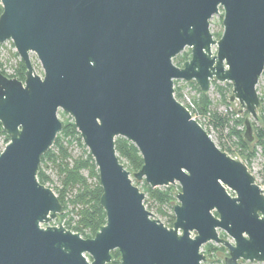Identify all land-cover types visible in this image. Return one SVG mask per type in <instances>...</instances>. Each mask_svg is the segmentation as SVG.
I'll use <instances>...</instances> for the list:
<instances>
[{
    "label": "water",
    "instance_id": "95a60500",
    "mask_svg": "<svg viewBox=\"0 0 264 264\" xmlns=\"http://www.w3.org/2000/svg\"><path fill=\"white\" fill-rule=\"evenodd\" d=\"M0 44L10 41L24 80L0 73V264H203L206 244L223 264H264V192L247 166L219 150L174 98V81L229 83L245 113L242 138L255 140L264 70V0H0ZM222 14V33L209 30ZM215 46V54L211 47ZM190 49L182 67L172 60ZM30 54L40 64L33 69ZM73 121L93 159L105 224L83 239L47 225L63 211L55 188L38 182L41 157ZM142 166L120 162L115 139ZM178 184L168 228L144 192ZM53 190V191H52ZM43 225H47L42 227ZM219 232L226 238H221Z\"/></svg>",
    "mask_w": 264,
    "mask_h": 264
},
{
    "label": "trees",
    "instance_id": "16d2710c",
    "mask_svg": "<svg viewBox=\"0 0 264 264\" xmlns=\"http://www.w3.org/2000/svg\"><path fill=\"white\" fill-rule=\"evenodd\" d=\"M2 8L0 6V14ZM221 34L218 32L214 35L215 38H219ZM14 58H18L16 53L12 54ZM190 52L183 55L182 58L177 62V67H182L184 62L189 60ZM25 68L20 62L17 61L16 69L12 75H7L0 68V73L8 78H13L18 81L24 80ZM264 77V70L262 75ZM190 86V88L196 93L195 97L192 98L193 109L188 108L192 116L196 114L208 115L209 122L215 130L220 132L222 135L223 130L231 122L233 127L228 134V138L234 137L236 149L233 151L230 147L220 144L217 146L220 151L225 152L229 156L238 155L246 161V166L249 169L247 160L253 157L255 150L250 149V144H247L242 138V130H236L239 126L242 128L243 120L236 117V114L229 111L227 114L222 115L217 112L211 111L210 107L212 102L208 94L201 93L195 83H185L183 81H174V98L182 103V88L177 86L178 84ZM216 93L220 98V102L227 109L230 107L228 101L231 93L230 84L221 87L215 83ZM260 100V113L258 115V126L253 125L254 138L257 141L255 147L259 146L262 148L264 153V94L259 96ZM244 113V117H245ZM253 124V123H252ZM0 134L5 138L6 143L9 139L5 135L0 125ZM75 143L81 151V155L77 158H71L68 152V146ZM115 150L117 156L121 161L123 158L126 161L124 168L130 173L137 172L142 166V159L137 149L128 141L122 138L115 139ZM57 164V169L61 177L60 183L61 188L55 189L53 192L62 205L63 211L57 216L56 220L59 219L58 223H64L63 227L71 232L77 233L83 239L93 238L99 227L105 224V213L99 205V198L102 190L98 181V174L94 165L93 159L89 155L87 149L82 144L79 133L76 131L73 121L71 118L62 122V130L56 136V139L52 147L41 157L39 170L37 173L38 182L42 185H46L49 182V178L44 173V167L48 164ZM123 164V163H122ZM83 172L87 173V177L83 175ZM91 180V182H90ZM137 187V183H134ZM172 188H155L151 189L144 182L142 184V191L147 196L149 202L156 206L159 215L166 217L168 221L167 227H172L174 222V216L172 213V201L175 200V194L171 190ZM73 192L70 198H67V194ZM145 202V201H144ZM145 205V203H144ZM68 206H71V210L68 211ZM164 209H169L170 215L168 216ZM73 214V216H70ZM75 217V218H74ZM220 237H225L223 233H220ZM225 252L222 247H216L212 244L204 246V256L206 258L212 257L216 252ZM112 261L111 264L119 263V254L114 251L111 253ZM116 256V259L113 258Z\"/></svg>",
    "mask_w": 264,
    "mask_h": 264
},
{
    "label": "rangeland",
    "instance_id": "374dc122",
    "mask_svg": "<svg viewBox=\"0 0 264 264\" xmlns=\"http://www.w3.org/2000/svg\"><path fill=\"white\" fill-rule=\"evenodd\" d=\"M221 22H222V14H220L218 16H216V15L213 16L209 22V24H210L209 30H210V32H211V34L215 40H217L218 38H215L214 35L218 32L220 34L222 33ZM211 51L213 54H215L216 47L212 46ZM188 52H190V49L185 48L184 51L181 52L179 55H177L172 61L177 63L182 58V56L187 54ZM13 53H15V51H14L13 45L10 41L5 42L4 44H0V68L7 75L13 74V72L17 66V61L19 60V58L13 57V55H12ZM30 60H31L34 72L38 76H42L40 64H39V62H38V60L34 54H30ZM213 83H215V82H212V84L210 85V90L208 92L209 98L212 102V105L210 107L211 111L217 112L218 114H222V115H225V114H227V112L231 111V112L236 114V117H239L243 120L244 119V113L243 112L239 113L240 108H239V105L236 101L234 103H230V107L228 109L224 105L221 104L220 98H219L218 94L216 93L215 86L213 85ZM215 84H217L221 87H224V86H226V84H229V83H221V84L215 83ZM177 86H180L182 88V93L186 94L187 98H189L190 100H192V98L195 97L196 93L190 88V86H185V85H182L181 83L178 84ZM256 87L259 90V96L264 94V77L263 76H261L259 78V81H258V84ZM230 91H231V88H230ZM259 113H260V110H258V115H259ZM57 114H58V117H59L61 123L70 118L67 114H65L61 110H59L57 112ZM194 119L206 131V133L210 136L211 140L213 141V143L216 146H220V144H224V145L230 147L233 151L236 149V147L234 146V144H236V139L234 137H232L230 139L227 137L229 132L231 131V127H233L231 122L229 123L228 126L225 127V129L222 132V135L220 136V132L218 130H215L212 127V125L210 124L208 115L204 116V115L196 114V115H194ZM258 124H259V122H255V121L253 122L254 126H258ZM236 130H238V131L242 130L243 131V124H242V128L237 126ZM256 142L257 141L254 140L253 143L250 144V146H249L250 149L251 150L254 149L255 152H254L253 157H251L250 160H247V162L249 164V172L254 177L256 183L258 185L262 186L264 189V153H263L262 148H260L259 146L255 147ZM6 144L7 143L5 141L4 136L2 134H0V153ZM68 152L71 155V158H77L81 155V151L75 143H72L70 146H68ZM231 157L243 162L244 164L246 163V161L243 158L239 157L236 154L231 155ZM121 161H122L123 165H126V161L123 158H121ZM57 164L58 163H56V164L48 163L44 167V173L49 178V182L46 184V186H49V187H52L55 189H60L61 188V183H60L61 177H60L58 169H57ZM83 175L85 177H87L86 172H83ZM90 182H91V180H90ZM134 183H137V188L142 190L143 181L142 182L133 181V184ZM169 187L172 188L171 190L174 194H176L175 191L179 190L178 184H174L173 186H169ZM163 188H167V187H163ZM160 189H162V188H160ZM72 194H73V192H69L67 194V198H70L72 196ZM144 201L143 202L145 203V205L147 206V208L149 209V211L151 212L153 217L162 221L166 225H168L167 218L158 214L156 206L148 201L146 195H144ZM175 202H176V200L172 201L171 206L175 205ZM69 210H71V206H68V211ZM164 211L167 213L168 216L171 214L169 209H164ZM70 216H73V214H71ZM58 221H59V219H57V220L55 219V220L49 222L47 225H52V226L62 225L63 226L64 223L59 224ZM47 225H43L42 227H45ZM212 245L216 246L214 244H212ZM204 246H202L200 249V251H202L203 253H204ZM216 247H218V246H216ZM223 257H225V256H223L220 253V251H218L215 253L214 256L208 258L209 261L207 264H221ZM113 258L116 259V256H114ZM239 264H262V263L241 261Z\"/></svg>",
    "mask_w": 264,
    "mask_h": 264
},
{
    "label": "built area",
    "instance_id": "2783aa9c",
    "mask_svg": "<svg viewBox=\"0 0 264 264\" xmlns=\"http://www.w3.org/2000/svg\"><path fill=\"white\" fill-rule=\"evenodd\" d=\"M188 111H189V109L188 108H192L193 109V104H192V101L189 99V98H187V96H186V94H183V96H182V103H181ZM193 118H194V116H192ZM5 147V146H4ZM3 150V149H2ZM260 186V185H259ZM260 188L263 190V192H264V189H263V187L262 186H260Z\"/></svg>",
    "mask_w": 264,
    "mask_h": 264
},
{
    "label": "flooded vegetation",
    "instance_id": "af4514ba",
    "mask_svg": "<svg viewBox=\"0 0 264 264\" xmlns=\"http://www.w3.org/2000/svg\"><path fill=\"white\" fill-rule=\"evenodd\" d=\"M220 233H222V232H219V236H220ZM224 234V233H223ZM225 236V235H224ZM221 238H226V236L225 237H221ZM215 245V244H214ZM216 246H218V247H222V246H219V245H216ZM223 248V247H222ZM224 249V248H223ZM225 250V249H224ZM220 253L223 255V256H226L227 255V253H226V250H225V252H221L220 251ZM206 257V256H205ZM224 258V257H223ZM208 261H209V259L208 258H206V260L203 262V264H207L208 263ZM221 264H223V260L221 261Z\"/></svg>",
    "mask_w": 264,
    "mask_h": 264
}]
</instances>
